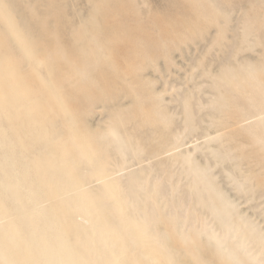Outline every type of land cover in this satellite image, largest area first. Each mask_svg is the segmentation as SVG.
<instances>
[{
    "label": "rangeland",
    "instance_id": "1",
    "mask_svg": "<svg viewBox=\"0 0 264 264\" xmlns=\"http://www.w3.org/2000/svg\"><path fill=\"white\" fill-rule=\"evenodd\" d=\"M262 2L264 0H0V104L2 105H0V117H2L0 118V233L4 232V236H8L13 228L19 235L23 233L20 236L22 238L20 246L31 248L36 258L43 256L38 253L40 248L38 246L41 244H45L49 251H55L57 248L60 249L57 246L60 238L68 235L71 238L76 232L72 230H81L82 234L92 233L94 238L100 234V239L105 245L113 246L114 264H223L221 259L230 261L229 264H264V190H262L264 189V138H262L264 137V69L262 70V67L264 68V63L262 64L264 3ZM198 7L201 10H198ZM244 30L251 33H245ZM249 65L253 67L250 66L249 69L247 67ZM223 69L229 73H225ZM221 83L224 84L219 87ZM224 85L228 87L231 95L228 96V91H223L226 89ZM219 96L222 97L217 99ZM185 110L190 112V115ZM110 127H112L111 133L115 134L116 129L125 135L121 134V137L116 135L120 134L117 132L115 134L117 137L114 138L109 132ZM73 131L74 134L78 131V134L74 136ZM122 138L124 142L125 138H128L125 144ZM99 139L108 142L109 148ZM109 140H113V144L110 145ZM127 140L130 143H127ZM100 142L101 146L105 145L104 148L100 146ZM233 142L235 147L234 144L232 145ZM253 143L257 147L261 146L257 148ZM83 144L84 147L81 149H87H83L85 153L80 150ZM125 145L129 146L126 148ZM230 145L232 148L229 147ZM131 146L132 148L129 149L128 147ZM111 147L113 150L116 147L117 152L115 153ZM121 147L125 152L119 150ZM241 149L246 150L242 152L244 150ZM131 151L136 153L132 154ZM67 152H72L74 155L71 157L69 155V158ZM118 152L120 157L121 153H125V157H121L124 160L119 159ZM209 152L210 155L214 153V156L207 154ZM228 152L233 153V156ZM215 154H220L218 155L221 157L220 161L217 160L218 156L215 159ZM187 155H190V158ZM251 156L254 157L253 161ZM90 158L94 165L99 162H94L96 160L104 162H99V166L94 167ZM79 159L83 162L80 163ZM21 161L23 165H19ZM188 164L190 166H187ZM71 165L75 170L76 167L81 169L75 171ZM208 165L211 166H209L210 171ZM64 166H67L68 172ZM87 167L91 168V171L98 170L87 172ZM183 167L186 169L184 170ZM99 168H104L105 172L102 169L99 171ZM187 168H189L188 172ZM197 168L199 171L202 170L203 176L201 173L195 175L199 172ZM247 168L250 170L248 171ZM192 169L195 173L191 172L193 175L190 174ZM41 171L44 173L42 174ZM72 171L80 173H76L75 176ZM139 171L145 173L139 174L144 175L143 177L138 176ZM96 172L100 174L96 175ZM101 172L104 175L106 173L107 177L111 176L109 180L112 181L109 182L112 185L109 182L108 185L107 177ZM100 175L105 181L100 182ZM190 175L192 176L189 177ZM78 176L82 179H77ZM127 176L130 177L128 181H126L129 178ZM188 177L191 178V183ZM193 177H197L196 182ZM205 179H209L207 183ZM126 182L132 184L131 186L135 185L132 187L133 190ZM197 183L200 184L197 186ZM96 185L98 187L101 185L104 190L100 189L104 192L99 191ZM108 186L114 196L108 190ZM125 188L138 194L132 192L133 195L126 191L130 196L125 192ZM150 188H152L151 192ZM192 188V192L195 191L197 194L201 192L200 199H197L199 196L195 197L197 194L190 191ZM14 189L16 195L13 194ZM94 189L98 190L102 197L98 198L99 194ZM214 190H219L220 194L222 191L225 192L222 193L224 196L221 194L217 197L214 194L217 191ZM30 192L35 195H31ZM141 192L144 195L140 196ZM121 197L123 199L121 201H125L121 204L126 206L124 209L120 205ZM172 197L177 198L174 200ZM211 197L221 199L220 204L223 203L224 198L228 205H231L233 210L228 209V213L229 210L232 211L229 214H234V217L229 215L230 218L232 217L229 220L233 224H228L232 225L229 229H224V226L222 228L221 222L214 218L210 207L212 203L210 204L211 201L207 199ZM29 198H32V201ZM130 199L133 201L130 202ZM179 201L180 205L177 208ZM196 201L200 202L198 206ZM127 202L128 205L125 204ZM149 202L152 203L151 206ZM170 202H172L171 209ZM131 203V207H136L132 208V212ZM34 204L35 207H32L31 205ZM61 204L62 206L59 207ZM138 206H141L142 210ZM134 209L136 211H133ZM169 209L174 211L171 212ZM124 210L129 211L133 222L128 221L130 218L125 216L128 212L125 213ZM123 213L126 220L122 217ZM27 214L34 215L35 218ZM52 214L60 218H53ZM66 215L68 220L65 219ZM71 216L76 218L72 219ZM211 217L215 220H211ZM98 218L99 221L104 219L102 225L98 224L100 222H95ZM105 221L109 223L106 225ZM110 222L114 225L117 222V226H111ZM218 222L219 224L215 225ZM241 224L245 226L241 228ZM214 226L215 228L218 226L219 229H215ZM150 228L152 230H149ZM242 233H245V236ZM79 236L73 238L75 242H79ZM204 236L207 239H204ZM259 259H263L262 262Z\"/></svg>",
    "mask_w": 264,
    "mask_h": 264
},
{
    "label": "bare ground",
    "instance_id": "2",
    "mask_svg": "<svg viewBox=\"0 0 264 264\" xmlns=\"http://www.w3.org/2000/svg\"><path fill=\"white\" fill-rule=\"evenodd\" d=\"M262 3H264V2H262ZM194 5H195V4H194ZM195 6H196V5H195ZM199 8H200V7H198V10H201V9H199ZM211 8H212V7H211ZM213 13H214V12H213ZM204 14H205V13H204ZM208 15H209V13H208ZM208 15H207V16H208ZM249 23H251V22H249ZM260 24L263 25V23H261V22H260ZM247 28H248V27H247ZM244 31H245V30H244ZM249 32H250V31H249ZM249 32L245 31V33H249ZM255 32H256V31H255ZM82 33H83V32H82ZM250 33H251V32H250ZM82 35H83V34H82ZM248 35H249V34H248ZM250 35H251V34H250ZM256 35H257V34H256ZM238 36H239V35H238ZM80 37H81V36H80ZM246 38H247V37H246ZM249 39H250V38H249ZM245 40H246V39H245ZM249 41H250V40H249ZM242 43H244V42H242ZM246 43H247V42H246ZM262 45H263V43H262ZM236 53H237V52H236ZM228 55H229V54H228ZM233 56H234V55H233ZM7 57H8V56H7ZM12 58H13V57H12ZM21 58H22V57H21ZM11 60H12V59H11ZM20 60H21V59H20ZM37 60H38V59H37ZM38 61H39V60H38ZM230 61H232V60H230ZM245 61H247V60H245ZM12 62H13V61H12ZM13 63H14V62H13ZM263 63H264V61H262V64H263ZM233 64H234V63H233ZM37 65H38V64H37ZM234 65H235V64H234ZM247 65H248V64H247ZM259 65H260V64H259ZM19 66H20V64H19ZM250 66H251V65H249V66H247V67L249 68ZM26 67H27V66H26ZM251 67H253V66H251ZM255 67H257V66H255ZM261 67H262V66H261ZM28 68H29V67H28ZM244 68H245V67H244ZM29 69H30V68H29ZM246 69H247V68H246ZM249 69H250V68H249ZM263 69H264V68L262 67V70H263ZM30 70H31V69H30ZM30 70H28V71H30ZM79 70H81V69H79ZM227 70H228V69H227ZM262 70H261V71H262ZM223 71H224V69H223ZM246 71H248V70H246ZM246 71H245V72H246ZM224 72H225V71H224ZM231 72H233V71H231ZM231 72H230V73H231ZM238 72H240V71H238ZM222 73H223V72H222ZM225 73H229V72H225ZM246 73H247V72H246ZM249 73H251V72H249ZM259 73H260V71L258 72V74H259ZM10 74H11V73H10ZM251 74H252V73H251ZM1 75H2V74H1ZM14 75H16V74H14ZM211 75H212V74H211ZM232 75H233V74H232ZM232 75H230V76H232ZM252 75H253V74H252ZM218 76H219V75H218ZM247 76H248V75H247ZM257 76H258V75H257ZM259 76H260V75H259ZM263 76H264V75H263ZM255 77H256V76H255ZM21 78H22V77H21ZM25 78H26V77H25ZM25 78H24V79H25ZM250 78H253V77H250ZM19 79H20V78H19ZM19 79H18V80H19ZM260 79L263 80L262 78H260ZM18 80H17V81H18ZM22 80H23V79H22ZM22 80H21V81H22ZM43 80H44V79H43ZM10 81H11V80H10ZM24 81H25V80H24ZM1 82H2V81H1ZM13 82H14V81H13ZM259 83H261V81H260ZM31 84H32V83H31ZM223 84H224V83H221V84L219 85V87H220L221 85L223 86ZM23 85H24V84H23ZM23 85H22V86H23ZM227 85H228V84H227ZM259 85H260V84H259ZM259 85H258V86H259ZM22 86H21V89H22ZM214 86H215V85H214ZM224 86H225V85H224ZM258 86H257V87H258ZM5 87H6V86H5ZM23 87H24V86H23ZM29 87H30V86H29ZM215 87H216V86H215ZM219 87H218V88H219ZM255 87H256V86H255ZM10 88H11V87H10ZM88 88H89V87H88ZM218 88H217V91H218ZM225 88H226V89H224L223 91H225V90L228 91V87L225 86ZM232 88H234V87H232ZM16 89H17V88H16ZM28 89H29V88H28ZM253 89H254V88H253ZM260 89H261V88H260ZM219 90H220V89H219ZM221 90H222V88H221ZM233 90H235V88H234ZM21 91H22V90H21ZM21 91H20V92H21ZM223 91H222V92H223ZM226 91H225V92H226ZM256 91H258V90L256 89ZM17 92H18V90H17ZM219 92H220V91H219ZM228 92H229V91H228ZM228 92H227V94H228V96H229L230 92H229V93H228ZM236 92L239 93L240 91H236ZM231 93H232V92H231ZM7 94H8V92H7ZM217 94H218V93H217ZM219 94H220V93H219ZM9 95H10V94H8V96H9ZM11 95H14V94H11ZM230 95H231V94H230ZM222 96H223V94H222ZM222 96H221V97H222ZM226 96H227V95H226ZM233 96H234V95H233ZM6 97H7V96H6ZM13 97H14V96H13ZM221 97L219 96V98L217 97V99H220ZM230 97H231V96H230ZM261 97H262V96H261ZM263 97H264V96H263ZM188 98L190 99V97H188ZM215 98H216V97H215ZM217 99H216V101H217ZM223 99L225 100L226 98H223ZM223 99H221V100L223 101ZM229 99H230V98H229ZM231 99L234 101L233 98H231ZM214 100H215V99H214ZM258 100L260 101V99H258ZM57 101H58V100H57ZM119 101H120V100H119ZM237 101H238V100H237ZM261 101H262V100H261ZM9 102H11V99H10ZM52 102H53V101H52ZM218 102H220V101L218 100ZM235 102H236V99H235ZM12 103H13V102H12ZM61 103H62V102H61ZM127 103H128V102H127ZM184 103H185V102H184ZM212 103H213V101H212ZM221 103H222V102H221ZM252 103H253V102H252ZM13 104H14V103H13ZM56 104H57V103H56ZM119 104H120V103H119ZM122 104H123V103H122ZM122 104H121V105H122ZM215 104H216V103H215ZM215 104H213V107H215ZM237 104H238V102H237ZM0 105H1V104H0ZM62 105H63V104H62ZM184 105H185V107H186V109H187L186 104H184ZM187 105H188V104H187ZM211 105H212V104H211ZM1 106H2V105H1ZM52 106H53V105H52ZM55 106H56V105H55ZM115 106H116V105H115ZM217 106H219V105H217ZM217 106H216V107H217ZM227 106H228V105H227ZM240 106H241V105H240ZM257 106H258V105H257ZM13 107H14V106H13ZM13 107H12V108H13ZM45 107H46V106H45ZM107 107H108V106H107ZM112 107H113V106H112ZM220 107H221V106H220ZM220 107H218V108H220ZM234 107H235V105H234ZM236 107H237V105H236ZM1 108H2V107H1ZM100 108H101V107H100ZM108 108H109V107H108ZM127 108H128V107H127ZM223 108H226V107H223ZM112 109H113V108H112ZM124 109H125V108H124ZM124 109H123V110H124ZM220 109H222V108H220ZM258 109H259V108H258ZM187 110H189V109H187ZM187 110H185L186 113L190 115V112L188 113ZM215 110H216V109H215ZM263 110H264V109H263ZM45 112H46V111H45ZM47 112H48V111H47ZM62 112H63V111H62ZM118 112H119V111H118ZM120 113H121V112H120ZM45 114H46V113H45ZM47 114H48V113H47ZM104 114H105V113H104ZM122 114H124V113H122ZM187 114H186V116H187ZM48 115H49V114H48ZM107 115H108V114H107ZM144 115H145V114H144ZM3 116H4V115H3ZM51 116H52V115H51ZM53 116H55V115H53ZM103 116H104V115H103ZM108 116H109V115H108ZM124 116H126V115L124 114ZM124 116H122V118H124ZM142 116H143V115H142ZM219 116H220V114H219ZM221 116H224V115H221ZM258 116H259V115H258ZM258 116H257V117H258ZM260 116H261V115H260ZM165 117H166V116H165ZM0 118H2V117H0ZM114 118H115V117H114ZM116 118L118 119V117H116ZM229 118H230V117H229ZM254 118H255V117H254ZM3 119H4V117H3ZM3 119H2V120H3ZM102 119H103V118H102ZM0 120H1V119H0ZM53 120H55V119H53ZM97 120H98V119H97ZM188 120H190V119H188ZM58 122H59V120H58ZM105 122H106V121H105ZM143 122H144V121H143ZM246 122H247V121H246ZM59 123H60V122H59ZM110 123H111V122H110ZM241 123H242V122H240V124H241ZM121 124H122V123H121ZM126 124H127V123H126ZM142 124H143V123H142ZM230 124H231V122H230ZM92 125H93V124H92ZM114 125L116 126L117 124H114ZM188 125H190V123H189ZM99 126H102V125H99ZM112 126H113V125H112ZM118 126H119V124H118ZM118 126H117V127H118ZM233 126H234V125H233ZM233 126H232V127H233ZM241 126H242V125H241ZM117 127H116V128H117ZM228 127H229V126H228ZM230 127H231V125H230ZM5 128H6V127H5ZM110 128H111V131H109V132L111 133V132H112V127H110ZM121 128H122V127H121ZM114 129H115V128H114ZM117 129H119V127H118ZM122 129H123V128H122ZM137 129H138V128H137ZM220 129H221V128H220ZM239 129H240V128H239ZM69 130H70V129H69ZM108 130H110V129H108ZM217 130H218V129H217ZM225 130H227V129H225ZM114 131H115V134H116L117 132H119L120 134H116V135H120L121 137H122L123 134L125 135V133H123V132L121 133V131H117L116 129H115ZM114 131H113V132H114ZM221 131H222V130H221ZM223 131H224V130H223ZM227 131H229V130H227ZM4 132H5V131H4ZM4 132H2V133H4ZM77 132H78V131H76L75 134H74V131H73V135L76 136V135L78 134ZM169 133H170V132H169ZM216 133H217V132H216ZM218 133H219V132H218ZM4 134H6V133H4ZM28 134H29V133H28ZM112 134H113V133H111V135H112ZM115 134H113V135H114V138L117 137ZM121 134H122V135H121ZM129 134L131 135V133H129ZM170 134H171V133H170ZM51 135H52V134H51ZM55 135H56V134H55ZM71 135H72V134H71ZM113 135H112V136H113ZM112 136H111V137H112ZM115 136H116V137H115ZM126 136H127V135H126ZM126 136H125V137H126ZM168 136H169V134H168ZM175 136H176V135H175ZM215 136H216V135H215ZM54 137H55V136H54ZM57 137L60 138L59 136H57ZM77 137H78V136H77ZM118 137H119V136H118ZM130 137H131V136H130ZM18 138H19V137H18ZM58 138H57V140H58V142H59V139H58ZM74 138H75V137H74ZM101 138H103V137H101ZM214 138H215V137H214ZM262 138H264V137H262ZM106 139H110V138H106ZM111 139H112V138H111ZM122 139H123V142H124V138H122ZM126 139H128V138H125V142H126ZM132 139H133V138H132ZM132 139H131V140H132ZM135 139H136V137H135ZM135 139H133V140H135ZM171 139H172V138H171ZM175 139H176V138H175ZM216 139H217V138H216ZM216 139H214V140H216ZM99 140H101V139H99ZM102 140H103V144L105 143V145H107L108 142L106 143V142H104V139H102ZM102 140H101V142H102ZM115 140H117V139H115ZM118 140H119V139H118ZM177 140H178V139H177ZM228 140H229V139H228ZM231 140H232V139H231ZM217 141H218V139H217ZM9 142H10V140H8V143H9ZM13 142H14V140H13ZM101 142H100V146H101ZM109 142H111L110 145L113 144V143H112L113 140H109ZM123 142H122V143H123ZM125 142H124L123 144H125ZM128 142H129V140H127V143H128ZM222 142H223V140H222ZM98 143H99V142H98ZM114 143H115V142H114ZM116 143H118V142H116ZM129 143H130V142H129ZM132 143H134V141H133ZM132 143H131V144H132ZM230 143H231V142H230ZM0 144H1V142H0ZM120 144H121V143H120ZM233 144H234V142L232 143V145H233ZM237 144H238V143H237ZM253 144H254V143H253ZM263 144H264V143H263ZM2 145H3V144H2ZM98 145H99V144H98ZM105 145H102L101 147H103V146H105ZM108 145H109V143H108ZM108 145H107V146H108ZM115 145H116V144H115ZM164 145H165V144H164ZM221 145H222V144H220V146H221ZM254 145H255V144H254ZM64 146H66V145H64ZM113 146H114V145H113ZM117 146H119V144H118ZM121 146H122V144H121ZM125 146H126V148H127V146H129V145H125ZM134 146H135V145H134ZM255 146H256V145H255ZM260 146H261V145H260ZM260 146H258V147H260ZM11 147H12V146H11ZM66 147H67V146H66ZM82 147H84V144H83V146L81 145V147H80V150L83 151L84 148L81 149ZM170 147H171V146H170ZM218 147H219V146H218ZM224 147H225V146H224ZM224 147H223V149H224ZM229 147H231V145H230ZM233 147H235V144L233 145ZM236 147H237V146H236ZM256 147H257V146H256ZM258 147H257V148H258ZM64 148H65V147H64ZM103 148H104V147H103ZM108 148H109V146H108ZM128 148L130 149V148H132V146H131V147H128ZM207 148H208V146H207ZM225 148H227V146H226ZM231 148H232V147H231ZM249 148H251V147H249ZM25 149H26V148H25ZM67 149H68V148H67ZM100 149H101V148H100ZM111 149L113 150V147H111ZM111 149H110V150H111ZM115 149L117 150L116 147H115ZM115 149H114L113 151H115ZM129 149H128V150H129ZM133 149H135V147H134ZM239 149H240V148H239ZM29 150H30V149H29ZM84 150H87V149H84ZM106 150H107V149H106ZM119 150L125 152L124 150H122V147H121V149H119ZM126 150H127V149H126ZM128 150H127V152H130V150H129V151H128ZM208 150H209V149H208ZM208 150H207V152H208ZM219 150H220V147H219ZM233 150H235V149H233ZM236 150H237V149H236ZM241 150H244V151H242V152H245L246 149H241ZM10 151H11V150H10ZM23 151H24V149H23ZM66 151H67V150H66ZM66 151H65V152H66ZM134 151H135V150H134ZM134 151H131V153L133 154ZM136 151H137V150H136ZM180 151H181V150H180ZM183 151H184V150H183ZM188 151H189V150H188ZM190 151H191V150H190ZM209 151H213V150L210 149ZM216 151H217V150H216ZM249 151H250V150H249ZM253 151H254V150H253ZM12 152H13V151H12ZM83 152H84V151H83ZM89 152H90V151H89ZM116 152H117V151H115V153H116ZM242 152H241V153H242ZM247 152H248V151H247ZM24 153H25V152H24ZM67 153H68V152H67ZM69 153H70V152H69ZM69 153H68V156H67V157H69V155H70V157H71V155H74V154H72V152H71L70 154H69ZM84 153H85V152H84ZM105 153H106V152H105V150L103 149V154H105ZM134 153H136V152H134ZM189 153H190V152H189ZM215 153H216V152H215ZM222 153H223V152H222ZM224 153H225V152H224ZM226 153H227V152H226ZM10 154H11V153H10ZM124 154H125V153H124ZM124 154L121 153L122 156H124ZM179 154H180V153H179ZM179 154H178V155H179ZM181 154H183V152H182ZM186 154H187V151H186ZM186 154H185V155H186ZM207 154L210 155V152L207 153ZM213 154H214V153H213ZM213 154H212V155H213ZM228 154H229V152H228ZM230 154H231V155H230ZM230 154H229L230 156H233V155H232L233 153L230 152ZM244 154H245V153H244ZM247 154H248V153H247ZM253 154H254V153H253ZM253 154H252V155H253ZM12 155H14V154H12ZM19 155H20V153H19ZM85 155H88V154H85ZM89 155H91V153H89ZM135 155H136V154H135ZM175 155H176V154H175ZM212 155H210V156L213 157L214 155H213V156H212ZM215 155H216V158H215V159H217V156L220 155V154H215ZM238 155H239V154H238ZM250 155H251V154H250ZM250 155H249V156H250ZM98 156H99V154H98ZM98 156H97V157H98ZM101 156H102V155H101ZM107 156H108V157H114V156H110V155H107ZM118 156H119V159L122 157V156L120 157L119 152H118ZM187 156H189V158H190V155H187ZM249 156L247 155V157H249ZM253 156H254V155H253ZM62 157H63V156H62ZM70 157H69V158H70ZM73 157H74V156H73ZM103 157H104V156H103ZM103 157H102V158H103ZM124 157H125V156H124ZM124 157H122V158H124ZM161 157H162V156H161ZM170 157H171V156H170ZM179 157H181V155H180ZM251 157H252V156H251ZM5 158L8 159V158H10V157H8V158L5 157ZM12 158H13V157H12ZM64 158H65V156H64ZM80 158H81V157H80ZM86 158H87V157H86ZM92 158H93V156H92ZM92 158H90V161H91L92 165H94L93 162H92ZM100 158H101V157H100ZM122 158H121V159H122ZM183 158H184V157H183ZM189 158H188V159H189ZM222 158L225 159L224 157H222ZM253 158H254V157H252L251 160H252ZM23 159H24V158H23ZM32 159H33V158H32ZM67 159H68V158H67ZM67 159H66V161H68ZM73 159H74L75 161L77 160V159H75V158H73ZM73 159H72V161H74ZM81 159H82V158H81ZM93 159H94V158H93ZM97 159H99V157H98ZM110 159H111V158H110ZM121 159H120V160H121ZM172 159H173V158H172ZM188 159H186V160L188 161ZM193 159H194V158H193ZM219 159H221V157L218 156V159H217V160H219ZM227 159H228V158H227ZM61 160H62V158L60 157V161H61ZM69 160H70V159H69ZM82 160L84 161L85 159H82ZM82 160L80 161V159H79L80 163L83 162ZM104 160H105V159H104ZM122 160H124V159H122ZM170 160H171V159H170ZM179 160H180V159H179ZM179 160H178V161H179ZM181 160H182V159H181ZM183 160H184V159H183ZM183 160H182V161H183ZM186 160H185V161H186ZM194 160H195V159H194ZM208 160H209V159H208ZM260 160H261V159H260ZM3 161H4V160H3ZM17 161H18V158H17ZM66 161H65V162H66ZM93 161H94V160H93ZM97 161L100 162V160H96V161H94V162H97ZM107 161H108V160H105L106 163H109L110 165H112V163H110L109 161L107 162ZM171 161H173V160H171ZM182 161H181V162H182ZM192 161H193V160H191V163H192ZM219 161H220V160H219ZM252 161H253V160H252ZM252 161H251V162H252ZM257 161H258V160H257ZM257 161H256V162H257ZM99 162H97V164L95 163V165H98ZM101 162H102V160H101ZM101 162H100V163H101ZM103 162H104V161H103ZM103 162H102V163H103ZM176 162H177V161H176ZM183 162H184V161H183ZM183 162H182V163H183ZM18 163H19V162H18ZM24 163H25V161H24ZM72 163H73V162H72ZM78 163H79V162H78ZM91 163H90V164H91ZM184 163H187V162H184ZM188 163L190 164L189 161H188ZM193 163H194V162H193ZM261 163H262V162H261ZM10 164H11V163H10ZM10 164H9V165H10ZM65 164H66V163H65ZM84 164H86V163L84 162ZM189 164H188L187 166H190ZM251 164H252V163H251ZM251 164H250V165H251ZM15 165H16V164H15ZM19 165H23V164H22V161H21V163H20ZM66 165H67V164H66ZM95 165H94V167H95ZM102 165H103V167H104V164H102ZM182 165H183V164H182ZM184 165L186 166V164H184ZM206 165H207V164H206ZM253 165H254V163H253ZM24 166H25V164H24ZM68 166H69V165H68ZM71 166H73V165H71ZM98 166H99V165H98ZM100 166H101V165H100ZM112 166H113V165H112ZM209 166H210V165H208V170H209V168L211 167V166H210V167H209ZM2 167H4V166H2ZM22 167H23V166H22ZM64 167H65V166H64ZM66 167H67V166H66ZM66 167H65V169L67 170L68 168H66ZM73 167H74V166H73ZM90 167H91V166H90ZM92 167H93V166H92ZM196 167H198V166H196ZM196 167H193V168L195 169ZM236 167H237V166H236ZM249 167H250V166H249ZM249 167H248V168H249ZM251 167H252V166H251ZM251 167H250V168H251ZM257 167H258V166H257ZM58 168H59V167H58ZM62 168H63V167H62ZM105 168H106V167H105ZM183 168H184V167H183ZM189 168H190V167H189ZM189 168H187V172L189 171V170H188ZM248 168H247V170H248ZM254 168H255V166H254ZM258 168H259V167H258ZM263 168H264V167H263ZM263 168H262V169H263ZM70 169H71V167H69V170H70ZM73 169L75 170V167H74ZM77 169H81V168H79V167L77 168V167H76V170H77ZM86 169H87V172H88V171H89V172H92V171H93V169H92V171H91V170H90L91 168L88 169V167H87ZM94 169H95V168H94ZM101 169H102V168H101ZM101 169L99 168V171H102L104 168H103L102 170H101ZM111 169H112V168H111ZM111 169H110V170H111ZM185 169H186V168H184V170H185ZM194 169H192V170L190 171V174L194 173V171H193ZM242 169H244V168H242ZM23 170H24V168H23ZM53 170H54V169H53ZM60 170H61V168H60ZM76 170H75V171H76ZM97 170H98V169H96V170H94V171H97ZM106 170H107V168H106ZM197 170H198V168H197ZM210 170H211V169H210ZM210 170H209V171H210ZM249 170H250V169H249ZM249 170H248V171H249ZM255 170H257V168H255ZM259 170H261V169H259ZM1 171H2V169H1ZM20 171H21V170H20ZM75 171H74V172H73V171L71 172V173H74L75 176H76V173H80V172H76V173H75ZM77 171H78V170H77ZM85 171H86V170H85ZM94 171H93V172H94ZM99 171H98V172H99ZM107 171H109V170H107ZM182 171H183V169H182ZM198 171H199V170H198ZM204 171H205V170H204ZM206 171H207V169H206ZM263 171H264V170H263ZM2 172H3V171H2ZM16 172H17V171H16ZM55 172H56V171H55ZM67 172H68V170H67ZM82 172H84V169L82 170ZM103 172H105V170H103ZM184 172L186 173V171H184ZM191 172H192V173H191ZM195 172H196V170H195ZM201 172H202V170L199 171L197 174H195V173H194V174H195V175H199V173H201ZM246 172H247V171H246ZM250 172H251V171H250ZM261 172H262V171H261ZM4 173H5V172H4ZM25 173H26V171H25ZM28 173H29V172H28ZM36 173H37V172H36ZM41 173H42V171H41ZM43 173H44V172H43ZM43 173H42V174H43ZM96 173H97V172H96ZM96 173H95V174H96ZM134 173H137V172H134ZM140 173H141V174H145V173H142L141 171H139V172L137 173L138 176H142V177L144 176V175H139ZM207 173H208V172H205V174H207ZM248 173H249V172H248ZM248 173H247V174H248ZM259 173H260V172H259ZM2 174H3V173H2ZM38 174H39V173H38ZM47 174H48V173H47ZM60 174H61V173H60ZM69 174H70V172H69ZM82 174H83V173H82ZM82 174H80V175L83 176ZM88 174H89V173H87V176H88ZM99 174H100V173H97L96 175H99ZM101 174H103V173L101 172ZM132 174H133V172H132ZM132 174H131V176H132ZM201 174H202V173H201ZM201 174H200V175H201ZM205 174H204V175H205ZM208 174H209V173H208ZM208 174H207V175H208ZM211 174H212V173H211ZM211 174H210V175H211ZM253 174H254V173H253ZM45 175H46V174H45ZM61 175H62V174H61ZM66 175H68V174H66ZM108 175H109V174H108ZM184 175H185V174H184ZM192 175H193V174H192ZM192 175H190L189 177H191ZM234 175H235V174H234ZM52 176H54V175H52ZM52 176H51V178H52ZM56 176H57V175H56ZM70 176H72V175L70 174ZM87 176H85V177H87ZM103 176L105 177V176H106V173H105V175L103 174ZM129 176H130V175H129ZM129 176H127V177H129ZM185 176H186V175H185ZM201 176H203V174H202ZM211 176H213V175H211ZM211 176H210V177H211ZM244 176H245V175H244ZM5 177H7V176H5ZM72 177L74 178V176H72ZM106 177H107V176H106ZM109 177H111V176H109ZM109 177H107V179H108L107 183H108L109 181H112L111 179L109 180ZM135 177H136V175H135ZM135 177H134V178H135ZM142 177H140V178L142 179ZM189 177H188V178H189ZM197 177H199V176H197ZM197 177H195V178H197ZM205 177H206V176H205ZM205 177H202V178L204 179ZM210 177H209V178H210ZM29 178H31V177H29ZM65 178H66V176H65ZM68 178H69V177H68ZM96 178H97V177H96ZM96 178H95V179H96ZM102 178H103V177H101V175H100V179H101L100 182L103 181V180L105 181V179L102 180ZM195 178L193 177L194 182H196V181H195ZM202 178H200V179L202 180ZM206 178H207V177H206ZM244 178H246V176H245ZM249 178H250V177H249ZM249 178H248V179H249ZM255 178H256V177H255ZM260 178H261V176H260ZM7 179H8V177H7ZM77 179H80V180H81L82 178H80V177L78 176ZM128 179H130V177L127 178L126 181H128ZM210 179H211V178H210ZM213 179H214V178H213ZM1 180H2V179H1ZM42 180H43V179H42ZM80 180H79V181H80ZM97 180H99V178H98ZM118 180H119V179H118ZM131 180H134V179H131ZM135 180H138V179L135 178ZM190 180H191V178H189V182H190ZM193 180H192V182H193ZM207 180H209V179H205V182H206V183H207ZM214 180H215V179H214ZM3 181H4V180H3ZM3 181H2V182H3ZM15 181H16V180H15ZM22 181H23V180H22ZM28 181H29V180H28ZM52 181H53V180H52ZM52 181H51V182H52ZM77 181H78V180H77ZM84 181H86V178H85V180H83V182H84ZM91 181H93V180H91ZM116 181H117V180H116ZM145 181H146V180H144V182H145ZM202 181H203V180H202ZM12 182H13V181H12ZM98 182H99V181H98ZM129 182H130V181H129ZM129 182H126V183H127V185H130V186H131L132 184H130ZM142 182H143V181H142ZM142 182H141V183H142ZM205 182H204V183H205ZM208 182H209V181H208ZM262 182H263V181H262ZM21 183H22V182H21ZM59 183H60V182H59ZM74 183H75V182H74ZM77 183H78V182H77ZM84 183H85V182H84ZM105 183H106V182H105ZM107 183L105 184L106 186H107ZM109 183H111V182H109ZM109 183H108V185H109ZM117 183H119V182H117ZM128 183H129V184H128ZM190 183H191V182H190ZM210 183H212V182L210 181ZM0 184H1V183H0ZM5 184H6V183H5ZM9 184H10V183H9ZM14 184H15V182H14ZM66 184H68V182H67ZM86 184H87V183H86ZM101 184H102V183H101ZM115 184H116V182H115ZM115 184H113V185L115 186ZM144 184H145V183H144ZM144 184H143V186H144ZM188 184H189V183H188ZM194 184H195V183H194ZM194 184H193V185H194ZM198 184H200V183H197V186H198ZM23 185H24V184H23ZM26 185H28V184H26ZM26 185H25V186H26ZM31 185H33V183H32ZM51 185H52V183H51ZM69 185H70V181H69ZM74 185H75V184H74ZM77 185H78V184H77ZM87 185H88V184H87ZM97 185H98V184H97ZM97 185H96V187L99 186V185H98V186H97ZM102 185H103V184H102ZM111 185H112V183H111ZM125 185H126V184H125ZM127 185H126L125 187H127ZM176 185H177V184H176ZM204 185H205V184H204ZM213 185H214V184H213ZM216 185H217V184H216ZM236 185H237V184H236ZM239 185H240V184H238V186H239ZM0 186H1V185H0ZM2 186H3V185H2ZM5 186H7V184H6ZM82 186H83V185H82ZM88 186H89V185H88ZM106 186H105V188H106ZM130 186H129V188L132 189V187L135 186V185H133V186H131V187H130ZM172 186H173V185H172ZM8 187H9V186H8ZM11 187H12V186H11ZM11 187H10V189H11ZM70 187H71V186H70ZM77 187H78V189H79V185H78ZM80 187H81V186H80ZM84 187H85V186H84ZM84 187H83V188H84ZM96 187L94 186V188H96ZM101 187H102V186L100 185V187H98L97 189H99V191H101V192L103 193L104 191L101 190V189H103V188H101ZM122 187H124V184H123ZM145 187H146V185H145ZM174 187H175V186H174ZM174 187H173V189H174ZM199 187H200V185H199ZM217 187H218V186H217ZM6 188H7V187H5V189H6ZM13 188H15V187H13ZM23 188H24V187H23ZM45 188H46V187H45ZM67 188H68V187H67ZM71 188H72V187H71ZM71 188H68V189H71ZM100 188H101V189H100ZM109 188H110V186H108V190H110ZM112 188H115V187H112ZM112 188H111V189H112ZM195 188H197V187H195ZM219 188H221V187H219ZM219 188H218V189H219ZM237 188H238V187H237ZM20 189H21V188H20ZM25 189H26V187H25ZM29 189H30V188H29ZM75 189H77V188H75ZM78 189H77L76 191H79L81 188H80L79 190H78ZM84 189H85V188H84ZM84 189H83V190H84ZM87 189H88V188H87ZM116 189H117V188H116ZM116 189H115V190H116ZM143 189H144V188H143ZM146 189H147V191H148V187H146ZM151 189H152V188H150L149 191H150ZM160 189H161V188H160ZM239 189H240V188H239ZM2 190H4V186H3ZM6 190H7V189H6ZM72 190H73V188H72ZM72 190L70 191L71 193H72ZM85 190H86V189H85ZM89 190H91V189H89ZM94 190L97 191V193L99 194L98 190H96V189H94ZM103 190H104V189H103ZM121 190H122V189H121ZM124 190H125V192L128 191L130 194L137 193V192H133V191H132L133 189L130 190L131 192L129 191V189L126 190V188H125ZM134 190H135V189H134ZM139 190H140V189H139ZM158 190H159V189H158ZM171 190H172V189H171ZM222 190H223V188H222ZM242 190H244V187H242ZM262 190H264V189H262ZM7 191H8V190H7ZM15 191H16V189H14L13 194H15ZM58 191H59V192H62L61 190H58ZM67 191H68V190H67ZM73 191H74V190H73ZM91 191H93V188H92ZM119 191H120V189H119ZM122 191H123V190H122ZM137 191H138V189H137ZM151 191H152V190H151ZM151 191H150V192H151ZM160 191H161V190H160ZM172 191H173V190H172ZM176 191H177V190H176ZM186 191H187V190H186ZM190 191L192 192V191H193V188H192V190H190ZM196 191H197V190H196ZM214 191H217V192H214ZM214 191H213V192H214V194H215L217 197H220L222 193H225V192H223L224 190L222 191L221 194L219 193V190H214ZM238 191H239V190H238ZM0 192H1V191H0ZM9 192H10V191H9ZM34 192H35V190H34ZM56 192H57V191H56ZM85 192H86V191H85ZM89 192H90V191H89ZM89 192L87 191V193H89ZM105 192H106V191H105ZM110 192H111V190H110ZM110 192H109V193H110ZM114 192H115V191H114ZM128 192H126V193L129 194ZM132 192H133V193H132ZM157 192H158V191H157ZM169 192H170V191H169ZM220 192H221V191H220ZM4 193H5V192H4ZM6 193H7V192H6ZM78 193H79V192H78ZM111 193H112V195L114 196L113 192H111ZM111 193H110V194H111ZM116 193H118V192H116ZM116 193H115V194H116ZM120 193H121V191H120ZM120 193H119V194H120ZM192 193L197 194L195 191L192 192ZM198 193L201 194V192H198ZM11 194H12V193H11ZM30 194H31V195H32V194L35 195V193H31V192H30ZM44 194H45V193H44ZM44 194H43V195H44ZM67 194H68V193H67ZM82 194H83V193H82ZM93 194L96 195V196L98 195V194H96V193H93ZM100 194H101V193H100ZM100 194H99L98 198H100V196H101ZM130 194H129V195H130ZM137 194H138V193H137ZM142 194H143V193L141 192V194H139V195L141 196ZM149 194H150V193H149ZM188 194H189V193H188ZM194 194H193V195H194ZM199 194H197V196H195V195H194V196H195V197H198V196H199V198H197V199H200V196H201V195H199ZM15 195H16V194H15ZM65 195H66V194H65ZM75 195H76V194H75ZM77 195H78V194H77ZM107 195H108V194H107ZM112 195H111L110 197H112ZM133 195H134V194H133ZM139 195H138V196H139ZM143 195H144V194H143ZM160 195H161V193L159 194V196H160ZM193 195H192V196H193ZM203 195H204V194H203ZM205 195H206V194H205ZM222 195L224 196V194H222ZM2 196H3V195H2ZM29 196H30V195H29ZM37 196H38V195H37ZM59 196H60V195H59ZM61 196H62V195H61ZM63 196H64V195H63ZM78 196H81V195H78ZM108 196H109V195H108ZM118 196H119V195H118ZM130 196H131V195H130ZM130 196H128V197H130ZM136 196H137V195H136ZM157 196H158V194H157ZM163 196H164V195H163ZM166 196H167V195H166ZM175 196H176V194H174V197H175ZM194 196H193V197H194ZM27 197H28V196H27ZM27 197H26V198H27ZM31 197H32V196H31ZM33 197H34V196H33ZM33 197H32V198H33ZM44 197H45V196H44ZM88 197H89V196H88ZM90 197H91V196H90ZM101 197H102V196H101ZM125 197H126V194H125ZM150 197H152V196H150ZM160 197H161V196H160ZM160 197H159V199H160ZM193 197H192V198H193ZM32 198H29V199L32 201ZM37 198H38V197H37ZM47 198H48V197H47ZM55 198H56V197H55ZM55 198H52V199L55 200ZM65 198H66V197H65ZM76 198H77V197H76ZM91 198H94V197H91ZM131 198H135V197H131ZM139 198H140V197H139ZM139 198H137V200H138ZM172 198H173V197H172ZM176 198H177V197H176ZM176 198H175V199L173 198V199L176 200ZM189 198H190V197H189ZM202 198H203V197H202ZM215 198H216V197H215ZM215 198H213V199H212V197H211V198H207V199H209L208 201H211L210 204L212 203V204L210 205V207H211V212L213 211L214 218H216L217 220H219V222H221V223H220V224H221V227L224 226V227H225L224 229H229V226H230V225H228V224H229V223L232 224V222H230V220H231L232 217H234V214H229V213L232 212V211H230V210H233V209H232L231 205H228V202H227L224 198H223V203H222V204H220V202L222 201L221 199H217V198L215 199ZM6 199H7V198H6ZM11 199H12V197H11ZM34 199H35V198H34ZM45 199H46V197H45ZM45 199L43 200V203L45 202ZM87 199H88V198H87ZM107 199H108V198H107ZM142 199H143V198H142ZM142 199H140V200H141V201H144V200H142ZM167 199H168V198H167ZM173 199H172V200H173ZM179 199H180V198H179ZM214 199H215V201H214ZM8 200H9V199H8ZM37 200H38V199H37ZM39 200H40V199H39ZM57 200H58V199H57ZM64 200H65V199H64ZM71 200H72V199H71ZM75 200H76V199H75ZM75 200H74V201H75ZM79 200H80V199H79ZM101 200H102V199H101ZM104 200H105V199H104ZM104 200H103V202H104ZM117 200H118V199H117ZM121 200H123L122 197L120 198V201H121ZM134 200H135V199H134ZM192 200H193V199H192ZM194 200H195V199H194ZM212 200H213L214 202H212ZM224 200H225V201H224ZM6 201H7V200H6ZM52 201H53V200H52ZM128 201H129V199H128ZM131 201H133V199H132V200L130 199V202H131ZM148 201H149V200H148ZM157 201H158V200H157ZM190 201H191V199H190ZM208 201H206V202H208ZM36 202H37V201H36ZM39 202H40V201H39ZM62 202H63V201H62ZM79 202H80V201H79ZM94 202H95V201H94ZM100 202H102V201H100ZM113 202H114V201L112 200V205H113ZM124 202H125V201H124ZM124 202L121 201V203H120V202H119V203H120V205H121V204H123ZM181 202H182V201H181ZM196 202H197V201H196ZM196 202H195V203H196ZM204 202H205V201H204ZM13 203H14V200H13ZM15 203H16V202H15ZM46 203H47V202H46ZM65 203H66V202H65ZM68 203H69V201H68ZM70 203H71V202H70ZM128 203H129V202H127V203H125V204L128 205ZM149 203H151V202H149ZM149 203H148V206H149ZM167 203H169L168 200H167ZM198 203L200 204V202H197V206H198ZM1 204H2V203H1ZM29 204H30V203H29ZM31 204H32V202H31ZM39 204H41V203H39ZM39 204H38V205H39ZM44 204H45V203H44ZM50 204H51V203H50ZM96 204H97V203H96ZM136 204H137V203H136ZM171 204H172V202H170V209L172 208V207H171ZM174 204H175V203H174ZM177 204H178V203H177ZM177 204H176V205H177ZM190 204H191V203H190ZM192 204H193V202H192ZM208 204H209V202H208ZM219 204H220L221 206H219ZM2 205H3V204H2ZM16 205H17V204H16ZM22 205H23V204H22ZM101 205H102V204H101ZM114 205H115V204H114ZM116 205H117V204H116ZM116 205H115V206H116ZM151 205H152V203L150 204V206H151ZM168 205H169V204H168ZM176 205H175V207H176ZM179 205H180V201H179V204H178L177 208L179 207ZM201 205H202V204H201ZM201 205H200V206H201ZM23 206H24V205H23ZM23 206H22V207H23ZM31 206H32V207H35V204H34V206H33V205H31ZM60 206H62V204L59 205V207H60ZM64 206H65V205H64ZM106 206H107V205H106ZM109 206H110V205H109ZM121 206H123V205H121ZM124 206H125V205H124ZM124 206H123V209H124ZM131 206H132V203H131L130 207H131ZM150 206H149V207H150ZM192 206H193V205H192ZM205 206H206V205H204V207H205ZM17 207H18V206H17ZM32 207H30V208H32ZM38 207H39V206H38ZM44 207H45V206H44ZM48 207H49V206H48ZM55 207H56V204H55ZM116 207H118V206H116ZM125 207H126V206H125ZM128 207H129V206H127V208H128ZM133 207H135V206H133ZM133 207H131V212H132V208H133ZM138 207H139V206H138ZM140 207H141V206H140ZM140 207H139V209L142 210ZM167 207H168V206H167ZM175 207H174V208H175ZM181 207H182V206H181ZM183 207H184V206H183ZM183 207H182V208H183ZM201 207H202V206H201ZM204 207H203V208H204ZM207 207H208V206H207ZM229 207H231V208H229ZM3 208H5V207H3ZM13 208H14V207H12V209H13ZM19 208H21V207H19ZM30 208H29V209H30ZM52 208H53V207H52ZM52 208H51V209H52ZM91 208H93V205H92ZM91 208H90V209H91ZM97 208H98V206H97ZM100 208H102V207H99V209H100ZM108 208H109V207H108ZM110 208H111V207H110ZM112 208H113V207H112ZM121 208H122V207H121ZM135 208H136V207H135ZM150 208H151V207H150ZM17 209H18V208H17ZM34 209H35V208H34ZM34 209L32 210L33 212H34ZM36 209H37V208H36ZM38 209L40 210V208H38ZM38 209H37V210H38ZM46 209H47V208H46ZM46 209H44V210H46ZM58 209H60V208H58ZM68 209H69V208H68ZM113 209L115 210V208H113ZM125 209H126V208H125ZM129 209H130V208H128V210H129ZM170 209H169V211H171ZM199 209H200V208H199ZM201 209H202V208H201ZM228 209H230V210H229V213H228ZM3 210H4V209H3ZM18 210L20 211V209H18ZM37 210H36V211H37ZM53 210H54V209H53ZM53 210H52V211H53ZM56 210H57V209H56ZM95 210H96V209H95ZM107 210H108V209H107ZM107 210H106V211H107ZM119 210H120V208H119ZM128 210H124L125 213L128 212V214L125 215V214L123 213V216H122V217L125 218V216H128V217L130 218V220H128V219H129L128 217H127V220H128V221H132V220H131L132 217H130V216H132V215L129 213ZM147 210L149 211V208H148ZM166 210H168V208H167ZM183 210H184V209H183ZM209 210H210V209H209ZM14 211H15V209L13 210V212H14ZM25 211H27V210H25ZM28 211H29V210H28ZM40 211H43V210H40ZM64 211H66V210H65V207H64ZM73 211H74V210H73ZM116 211H117V210H116ZM116 211H115V212H116ZM126 211H127V212H126ZM133 211H136V209H134ZM148 211H147V212H148ZM151 211H153V208L151 209ZM151 211H150V212H151ZM169 211H168V212H169ZM173 211H174V210H172L171 212H173ZM184 211H185V210H184ZM184 211H183L182 214H184ZM189 211H190V210H189ZM189 211H188V212H189ZM8 212H9V211H8ZM8 212H7V213H8ZM29 212H30V211H29ZM37 212H38V211H37ZM44 212H45V211H44ZM59 212H60V211H59ZM84 212H86V211H84ZM87 212H88V211H87ZM96 212H97V211H96ZM104 212H105V211H104ZM115 212H112V213H115ZM121 212H123V211H121ZM161 212H162V211H161ZM164 212H165V210H164ZM204 212H205V211H204ZM5 213H6V212H5ZM10 213H11V212H10ZM27 213H28V212H27ZM35 213H36V212H35ZM40 213H41V212H40ZM42 213H43V212H42ZM49 213H50V212H49ZM72 213H73V212H72ZM89 213H90V212H89ZM99 213H101V212H99ZM105 213H106V212H105ZM116 213H117V212H116ZM118 213H120V212L118 211ZM137 213H139V212H137ZM169 213H170V212H169ZM179 213H180V215H181V212H180V211H179ZM17 214H18V213H17ZM17 214H16V215H17ZM22 214H23V213H22ZM22 214H21V215H22ZM31 214H32V213H31ZM31 214H27V215H30V216H31ZM43 214H46V213H43ZM57 214H58V213H57ZM83 214H84V213H83ZM83 214H82V215H83ZM129 214H130V216H129ZM133 214H134V213H133ZM155 214H156V213H155ZM203 214H205V213H203ZM206 214H207V213H206ZM52 215H54V214H52ZM67 215H68V213H67ZM67 215H66V218H65V219H67ZM85 215H86V214H85ZM88 215H89V214H88ZM101 215H103V214H101ZM105 215H106V214H105ZM124 215H125V216H124ZM141 215H142V214H140L139 217H141ZM166 215H167V214H166ZM173 215H175V214H173ZM215 215H216L217 217H216ZM229 215H231V216L233 215V216L230 218ZM1 216H2V215H1ZM35 216H36V215H35ZM49 216H51V214H50ZM56 216H57V215H56ZM69 216H70V215H69ZM79 216H80V215H79ZM92 216H93V215H92ZM92 216H91V217H92ZM107 216H108V214H107ZM120 216H121V213H120ZM13 217H14V216H13ZM22 217H23V215H22ZM22 217H20V218H22ZM32 217H34V215H32L31 218H32ZM41 217H42V216H41ZM44 217H45V216H44ZM44 217H43V218H44ZM71 217H72V216H71ZM73 217H75V216H73ZM73 217H72V219H74ZM156 217H157V216H156ZM174 217H175V216H174ZM178 217H180V216H178ZM181 217H183V216H181ZM184 217H185V216H184ZM189 217H190V216H189ZM207 217H208V216H207ZM16 218H17V217H16ZM20 218H19V220H22V219H20ZM27 218H29V217H27ZM34 218H35V217H34ZM34 218H33V219H34ZM36 218H37V217H36ZM39 218H40V216H39ZM53 218H60V217H55V215H54ZM75 218H76V217H75ZM78 218H79V217H78ZM93 218L95 219V217H93ZM99 218H100V217H99ZM99 218H98V221H95V222H100V223H98V224H101V225H102L104 219L102 218L103 221H99V220H100ZM124 218H123V219H124ZM198 218H199V217H198ZM208 218H209V217H208ZM214 218L211 217V220H215ZM23 219H24V217H23ZM29 219H30V218H29ZM33 219H32V220H33ZM48 219H49V218H48ZM69 219H70V218H69ZM80 219H81V218H80ZM80 219H78V220H80ZM87 219H88V218H87ZM90 219H91V218H90ZM106 219H107V218H106ZM106 219H105V220H106ZM111 219H112V217H111ZM118 219H119V218H118ZM178 219H179V218H178ZM182 219H183V218H182ZM190 219H191V218H190ZM190 219H189V220H190ZM229 219H230V220H229ZM26 220L28 221V219H26ZM43 220H44V219H43ZM53 220H54V219H53ZM67 220H68V219H67ZM76 220H77V219H76ZM81 220H82V219H81ZM125 220H126V218H125ZM136 220H137V219H136ZM202 220H203V219H202ZM238 220L240 221V219H238ZM24 221H25V220H24ZM33 221H34V220H33ZM37 221H38V220H37ZM39 221H40V220H39ZM54 221H55V220H54ZM85 221H86V223H87V220H85ZM93 221H94V220H93ZM112 221H113V220H112ZM116 221H117V220H116ZM138 221H139V220H138ZM0 222H1V221H0ZM19 222H20V221H19ZM19 222H18V223H19ZM28 222H29V221H28ZM56 222H57V221H56ZM65 222H66V221H65ZM101 222H102V223H101ZM113 222H114V221H113ZM113 222H112V223L110 222V223H111V224H110L111 226L114 225ZM132 222H133V221H132ZM194 222H195V220H194ZM194 222H193V223H194ZM202 222H203V221H202ZM216 222H217V221H216ZM216 222H215V223H216ZM219 222H218L217 224H215V225H218ZM26 223H27V222H26ZM32 223H33V222H32ZM37 223H38V222H37ZM40 223H42V222L40 221ZM40 223H39V224H40ZM57 223H58V222H57ZM74 223H75V222H74ZM105 223H106V221H105ZM108 223H109V222H108ZM108 223H106V225H107ZM136 223H137V222H136ZM142 223H143V221H142ZM142 223H141V224H142ZM160 223H161V222H160ZM180 223H181V221H180ZM188 223H189V222H188ZM206 223L209 224V222H207V221H206ZM5 224H6V223H5ZM30 224H31V223H30ZM35 224H36V223H35ZM39 224H38V225H39ZM80 224H81V223H80ZM88 224H89V222H88ZM178 224H179V223H178ZM212 224H214V223H212ZM222 224H223V225H222ZM251 224H252V223H251ZM14 225H15V224H14ZM25 225H26V224H25ZM33 225H34V224H33ZM40 225H42V224H40ZM43 225H44V224H43ZM59 225H60V224H59ZM126 225H127V224H126ZM176 225H177V223L175 224V226H176ZM179 225L182 226V224H179ZM179 225H178L177 227H179ZM187 225H188V224H187ZM202 225H203V224H202ZM206 225H207V224H206ZM232 225H233V224H232ZM232 225H231L230 227H232ZM236 225H237V224H236ZM9 226H10V225H9ZM19 226H20V224H19ZM22 226H23V224H22ZM22 226H21V227H22ZM60 226H62V225H60ZM71 226H73V225H71ZM115 226H117V222H116V225H114V227H115ZM191 226H192V225H191ZM197 226H198V225H197ZM211 226L213 227V225H211ZM244 226H245V225H243V224L240 225L241 228L244 227ZM16 227H17V223H16ZM101 227H102V226H101ZM133 227H134V226H133ZM198 227H199V226H198ZM198 227H197V228H198ZM7 228H9V227H7ZM7 228H6V229H7ZM11 228H13V227H11ZM43 228H44V227H43ZM71 228H72V227H71ZM84 228H85V227H84ZM93 228H95V227H93ZM130 228H131V227H130ZM138 228H139V227H138ZM145 228H146V227H145ZM159 228H160V227H159ZM187 228H188V227H187ZM190 228H191V227H190ZM208 228H209V227H208ZM214 228H215V226H214ZM222 228H223V227H222ZM4 229H5V228H4ZM24 229H25V226H24ZM62 229H63V228H62ZM76 229H77V228H76ZM81 229H82V228H81ZM105 229H106V228H105ZM128 229H129V228H128ZM156 229H157V228H155V230H156ZM179 229H180V228H179ZM191 229H192V228H191ZM209 229H210V228H209ZM215 229H219V227L216 226ZM224 229H223V230H224ZM22 230H23V228H22ZM71 230H72V229H71ZM129 230H130V229H129ZM149 230H152V229L150 228ZM177 230H178V228L176 229V231H177ZM210 230H211V229H210ZM210 230H208V232H209ZM3 231H4V230H3ZM12 231H13V232H12ZM12 231H10L11 233H10L8 236H4V235H5L4 232H3V234L0 233V264H114V263H113V253H114V252H113V246H112L111 244H110V245H105V243H103V240L100 239V238H101V235H100V234H97V233H96L97 236H95V238H94V236H92V233H91V234H84V233L82 234V233L80 232L81 230H79V231H77V230H72V231H76V232H74V234L72 235L71 238L68 237L69 235H68V236H64L63 238H60L59 241L57 242V243H58L57 246H58L60 249L57 248L55 251H51V250L49 251V248H47V246H45V244H44V245L41 244V246H38V247H40L38 253L41 254V255H43V256H42V258H36V257L32 254V250H31V248H28V247H24V248H23V247H21L22 245L20 246L19 243L22 242V238H21L20 236H21L23 233L21 232L22 234L19 235L18 232H17V230L14 229V228H13ZM20 231H21V229H20ZM65 231H66V229H65ZM72 231H71V233H72ZM130 231H132V230H130ZM191 231H192V230H191ZM5 232H6V231H5ZM26 232H27V231H26ZM62 232H63V230H62ZM82 232H83V231H82ZM152 232H153V231H152ZM177 232H178V231H177ZM184 232H186V231H184ZM211 232H212V230H211ZM214 232H216V230H215ZM219 232H221V231H219ZM225 232H226V230H225ZM253 232H254V231H253ZM24 233H25V232H24ZM89 233H90V232H89ZM159 233H161V232H159ZM212 233H213V232H212ZM212 233H211V234H212ZM223 233H224V232H223ZM36 234H37V232H36ZM39 234H40V233H39ZM63 234H64V233H63ZM131 234H132V232H131ZM231 234H232V233H231ZM242 234H243V236H245V233H242ZM251 234H252V233H251ZM24 235H26V233H25ZM76 235H80V236H79V242H75V240L73 239ZM127 235H128V234H127ZM162 235H163V233H162ZM201 235H202V234H201ZM219 235H220V233H219ZM224 235H225V233H224ZM224 235H223V236H224ZM254 235H255V234H254ZM37 236H39V235L37 234ZM232 236H233V235H232ZM251 237H253V236H251ZM36 238H38V237H36ZM39 238H41V237L39 236ZM118 238H120V237L118 236ZM205 238H206V237L204 236V239H205ZM224 238H225V237H224ZM41 239H42V238H41ZM97 239H98V240H97ZM112 239H113V238H112ZM112 239H110V240H112ZM114 239H116V238H114ZM123 239H124V238H123ZM206 239H207V238H206ZM212 239H213V238H212ZM228 239H230V238H228ZM245 239H246V240L248 239V235H247V237H246ZM245 239H244V240H245ZM251 239H252V238H251ZM110 240H109V241H110ZM246 240H245V241H246ZM40 241H41V240H40ZM130 241H131V240H130ZM130 241H129V242H130ZM227 241H228V240H227ZM227 241H226V242H227ZM245 241H244V242H245ZM41 242H42V241H41ZM116 242H118V241H116ZM250 242H252V241H250ZM255 242H256V241H255ZM38 243H39V241H38ZM42 243H43V242H42ZM114 243H115V242H114ZM140 243H141V242H140ZM234 243L237 244V242H234ZM234 243H233V244H234ZM23 244H24V243H23ZM236 244H235V246H236ZM42 245H43V246H42ZM119 245H120V244H119ZM119 245H118V246H119ZM124 245H125V244H124ZM57 246H56V247H57ZM239 246H240V245H239ZM247 246H248V245H247ZM247 246H246V247H247ZM257 246H259V244H257ZM260 246H261V245H260ZM223 247H225V246H223ZM228 247H229V246H228ZM253 248H254V247H253ZM244 249H245V248H244ZM257 250H259V249H257ZM33 251H34V250H33ZM34 252H35V251H34ZM231 252H232V251H231ZM231 252H230V253H231ZM249 252H250V251H249ZM249 252H247V254H248ZM258 252H259V251H258ZM240 253H241V252H240ZM254 253H255V251H254ZM254 253H253V254H254ZM120 254H122V253H120ZM247 254H246V255H247ZM258 255H259V254H258ZM263 255H264V254H263ZM124 258H125V256H124ZM248 259H249V258H248ZM259 260H261V262H262L263 259H259ZM249 261H250V260H249ZM263 261H264V260H263ZM125 262H126V261H125ZM229 262H230V261H228V260H222V259H221V263H223V264H229ZM119 263H120V262H119ZM125 264H127V263H125Z\"/></svg>",
    "mask_w": 264,
    "mask_h": 264
}]
</instances>
